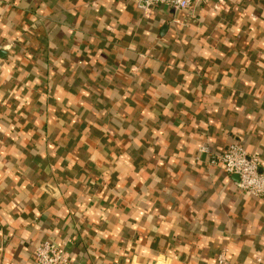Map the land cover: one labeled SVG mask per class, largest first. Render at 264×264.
Returning <instances> with one entry per match:
<instances>
[{
    "label": "crops",
    "instance_id": "0c3cea01",
    "mask_svg": "<svg viewBox=\"0 0 264 264\" xmlns=\"http://www.w3.org/2000/svg\"><path fill=\"white\" fill-rule=\"evenodd\" d=\"M0 48V264L264 260V198L210 161L264 170V0H0Z\"/></svg>",
    "mask_w": 264,
    "mask_h": 264
},
{
    "label": "built area",
    "instance_id": "2783aa9c",
    "mask_svg": "<svg viewBox=\"0 0 264 264\" xmlns=\"http://www.w3.org/2000/svg\"><path fill=\"white\" fill-rule=\"evenodd\" d=\"M145 13L151 12L159 5L175 10H183L192 3L205 0H134ZM1 50V48H0ZM201 153L209 152L206 145L200 147ZM212 164L221 166L226 172L238 176L237 185L242 191L249 192L258 198H264V170L258 151H248L240 142L235 141L210 159ZM34 264H70L69 254L63 246L47 239L38 244L34 251ZM213 264H229L226 250L223 249ZM253 264H264L263 257L257 255Z\"/></svg>",
    "mask_w": 264,
    "mask_h": 264
}]
</instances>
